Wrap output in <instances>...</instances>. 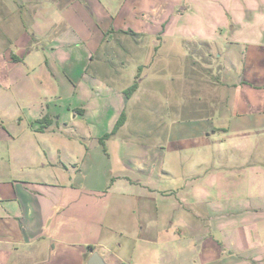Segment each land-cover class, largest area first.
<instances>
[{
  "label": "rangeland",
  "instance_id": "obj_1",
  "mask_svg": "<svg viewBox=\"0 0 264 264\" xmlns=\"http://www.w3.org/2000/svg\"><path fill=\"white\" fill-rule=\"evenodd\" d=\"M124 1L0 0V181L64 188L66 209L71 190L102 198L92 234L121 256L111 264H201L207 237L243 243L237 203L264 182V0H156L149 14ZM106 7L147 34L113 31ZM119 41L120 56L107 50ZM51 119L60 129L33 131Z\"/></svg>",
  "mask_w": 264,
  "mask_h": 264
},
{
  "label": "crops",
  "instance_id": "obj_2",
  "mask_svg": "<svg viewBox=\"0 0 264 264\" xmlns=\"http://www.w3.org/2000/svg\"><path fill=\"white\" fill-rule=\"evenodd\" d=\"M155 1L156 0L153 2L154 4L150 3L148 9L138 0L137 3H133L132 10H138L139 7L141 10L143 6L141 10L144 12L143 14H149L151 7L152 10L157 7ZM143 2L146 1L143 0ZM149 2L150 0L147 3L149 4ZM124 3L121 9H123ZM34 7L36 14L41 19L43 9H41L37 3ZM106 9L110 18V21H108L109 25L105 23L103 27V23H101L102 25L100 26L99 22H101V19H95V22L98 24L97 26L102 31L105 30L104 28L109 27L110 29L113 28L112 30L115 32L120 31L121 34L133 35V33L130 32H134L135 36H144V34H147L146 31L148 30H145L144 24H136L133 27V25L131 26L127 23V17L119 19V11L116 13V16H114L110 8L106 7ZM129 15L130 13H128V16ZM37 27L40 32L43 31L39 25H37ZM70 27L71 25L67 24L61 34L68 33ZM57 31H55V33H57ZM58 34H60L59 31ZM105 36H107V34H105ZM103 43H105V39L99 44L102 45ZM120 44V41L116 44L111 43V47L107 50L120 56L117 51V49L122 46ZM20 48H18V50H20ZM53 50L55 49L53 48ZM10 52L12 54H10ZM2 54L5 56V66H10L11 69L16 68L15 66L21 67L20 63L25 59L13 50L10 51L6 49ZM96 55H92V50H89L87 52V64L85 62L78 64L77 68L80 69L82 76L89 71L92 62L95 61ZM102 60L105 64V57L102 58ZM44 62H40V70L44 72L43 76L49 81L48 83L50 84L51 82L53 86L51 89L55 88L52 67L47 60ZM67 62L68 61H65V63ZM95 68L97 69V74L102 76L99 72L100 67L95 66ZM101 69L105 71L103 66ZM108 69L109 71L107 70V72L110 74L112 72V66H108ZM80 113L85 115L87 112L82 111ZM82 118L84 117H81V119ZM2 124L3 125H0L2 137L0 141H5L6 137L4 135L6 127L4 123ZM65 124H67V122H65ZM60 125L59 122L55 125L52 119L42 128H35L34 123H31V127L35 132L53 130L55 127L60 129ZM1 126H4V128ZM29 182L30 181L17 179H15V181H0V264H87V261L94 251H99L108 264H111L113 261L115 262L114 258L108 259L107 257V253H111L109 246L104 245L101 241L95 243L92 234V230L98 225L97 218L102 216L101 221L104 219V212L99 213V211L101 207H106L108 205L107 202H104L102 198L99 199L97 196L92 195L85 197L84 200L80 197L77 199L76 193L71 190L68 191V196H70L69 202L71 203L69 206L70 209H66L63 207L66 205V203H64L66 189L58 188V192L55 193L49 191L50 187H43L40 185L38 187H33V183L31 184V182ZM58 182L59 183H55V186H61L62 182L59 180ZM138 182L140 183L141 179H139ZM44 183L49 184L50 182L45 181ZM130 196L145 197L139 194H131ZM245 197L249 203L242 207L240 202L237 203L236 207L239 208L240 206V208L234 212V215L237 214V216H239L238 221L240 225L238 226V231L243 232V243H232L230 246H234V248L231 249L230 246L227 247L226 245H222L220 240L207 237V239L202 241L206 243L200 249L202 253L199 261L202 262L201 264H264V182L258 183L256 192L249 193V195ZM56 206L58 211L54 212L53 208ZM84 222L86 225H82ZM172 224H175V219L171 221V225ZM82 227L85 228V233L83 234ZM248 227L250 231L255 232L256 239L254 236H249L246 233ZM169 230L170 229H164L163 231L169 234ZM209 230L210 232L213 231V229ZM177 231H181L180 228ZM251 237L255 240L251 239ZM209 239L210 242H208ZM251 240H253V242H251ZM215 241H217V246H215ZM97 245L101 246L104 250L97 248ZM89 246H94V248L91 249ZM111 254L121 259V256H118L119 254Z\"/></svg>",
  "mask_w": 264,
  "mask_h": 264
},
{
  "label": "trees",
  "instance_id": "obj_3",
  "mask_svg": "<svg viewBox=\"0 0 264 264\" xmlns=\"http://www.w3.org/2000/svg\"><path fill=\"white\" fill-rule=\"evenodd\" d=\"M129 33V32H128ZM130 33H133V35L135 34L134 32H130ZM137 88H138V82L137 81H135L126 91H125V94L128 96V97H130L136 90H137ZM125 116H126V113H125V111L122 113V116H120V118H119V120H118V122H117V124H116V127H115V129H114V131H113V133H115L117 130H118V128L121 126V125H123V123H124V121H125ZM49 120V119H48ZM50 122V121H49ZM89 248H91V249H93L94 248V246H89Z\"/></svg>",
  "mask_w": 264,
  "mask_h": 264
},
{
  "label": "water",
  "instance_id": "obj_4",
  "mask_svg": "<svg viewBox=\"0 0 264 264\" xmlns=\"http://www.w3.org/2000/svg\"><path fill=\"white\" fill-rule=\"evenodd\" d=\"M87 264H108L103 255L99 251H94L90 256Z\"/></svg>",
  "mask_w": 264,
  "mask_h": 264
}]
</instances>
